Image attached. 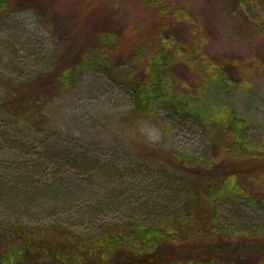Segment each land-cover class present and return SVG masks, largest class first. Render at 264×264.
<instances>
[{"label": "rangeland", "instance_id": "374dc122", "mask_svg": "<svg viewBox=\"0 0 264 264\" xmlns=\"http://www.w3.org/2000/svg\"><path fill=\"white\" fill-rule=\"evenodd\" d=\"M159 1L168 9L186 6L189 19H172L162 28L161 17L146 0H5L0 9V203L8 194H38L53 185L73 191L76 202L65 204L66 210L58 209L65 215H53L54 210L25 215L23 209L6 207L8 214L1 221L34 224L32 220L39 219L34 225L42 227L68 217L86 243L99 245L109 226L120 224L130 214L120 211L124 210L120 196L124 189L125 194L128 188L134 189L139 179L127 172L107 177L91 169L81 175L60 155L68 147L71 152L85 150L87 159L96 156L123 166L153 158L163 161L171 150L198 153L215 130L203 119L225 108L246 122L250 140L263 137L264 28L253 13L264 10V0ZM159 33L170 37L184 60L200 55L218 67L217 75L206 76L200 66L192 69L189 61H180L170 66L165 78L166 85L191 100L192 110L203 119L194 118L188 110L182 112L184 118L176 119L159 108L139 117L126 91L102 72L80 65L72 82L56 91V66L50 61L55 58L58 63L66 36H73L68 49L75 51L69 61L85 51L112 47L115 60L134 67L132 47L141 41L155 43ZM27 96L38 100L30 115L25 111ZM26 115L32 125L23 122ZM47 149L54 153L44 152ZM242 168L264 174V159ZM113 190L119 196H109ZM219 220L231 233L237 231L232 233L230 252L216 254L233 258V264H259L251 247L263 237L264 212L224 196L219 201ZM171 246L181 256L193 249ZM204 252L214 256V249L210 252L207 247Z\"/></svg>", "mask_w": 264, "mask_h": 264}, {"label": "trees", "instance_id": "16d2710c", "mask_svg": "<svg viewBox=\"0 0 264 264\" xmlns=\"http://www.w3.org/2000/svg\"><path fill=\"white\" fill-rule=\"evenodd\" d=\"M146 1L161 17L162 28L172 19L181 21L190 17L186 6L177 4L168 9L159 0ZM4 4L5 0H0V9H4ZM253 15L264 28V10ZM72 37H65L63 45L67 48L63 46L59 51L58 63L55 58L50 61L52 67L56 66L57 92L72 82L71 76L80 65L102 72L110 83L126 91L131 98L132 110L139 117L159 108L176 119L184 118L185 114H181L185 110L191 115L194 113V118L203 119L192 110L191 100L177 92L173 85L172 88L166 85L165 78L171 73L170 66L180 61H189L192 69L200 66L206 76L217 75L219 69L211 61L205 62L200 55L193 60H184L170 37L160 33L155 43L141 41L132 47L130 54L136 62L134 67L115 60L112 47L85 51L69 61L75 53L68 49V43L72 48ZM37 101L31 96L25 97L28 115ZM28 115L23 122L32 125ZM203 120L215 130L204 142L202 150L189 155L171 150L163 161L153 158L145 163L130 164L132 166L121 162L123 166L112 160L102 162L96 156L87 159L85 150L71 152L68 147L60 155L81 170L78 172L81 175L91 169L107 177L124 172L138 177L137 186L128 188L126 194L124 189V197L120 196L119 204L124 207V210L119 208L120 211L123 215L130 214L120 224L109 226L99 245L86 243L68 217L45 222L42 227L34 225L39 219L32 220L36 222L34 224L0 220V264H233V258L223 259V255L216 254L224 250L230 252L228 245L232 242V233L237 231L231 233V228L219 220V201L224 196H233L264 212V174L259 169L242 168L245 163L264 159V135L250 140L245 132L246 122L233 116L227 108L217 110L215 115ZM44 152L54 153L52 149ZM25 185L29 188L27 183ZM65 190L64 186L53 185L38 194L36 191L8 194V199L4 198L0 203V218L12 207L23 209L25 215L39 213V210L43 214L56 211L53 215H65L59 212L68 209L64 205L71 206L76 202L74 192ZM115 193L113 190L109 196H119ZM260 240L251 251L256 253L259 264H264V232ZM171 245L193 249L181 256L172 251ZM207 247L210 252L214 249V256L204 252ZM198 250L200 254L196 252Z\"/></svg>", "mask_w": 264, "mask_h": 264}]
</instances>
